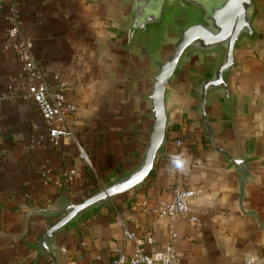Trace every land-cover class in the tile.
I'll list each match as a JSON object with an SVG mask.
<instances>
[{
    "label": "crops",
    "instance_id": "obj_1",
    "mask_svg": "<svg viewBox=\"0 0 264 264\" xmlns=\"http://www.w3.org/2000/svg\"><path fill=\"white\" fill-rule=\"evenodd\" d=\"M15 1L23 35L34 41L37 63L49 84L54 89L63 82L69 85L66 96L78 106L73 129L97 172L81 161L75 141L54 147L35 106L20 97L27 80L15 55L5 49L12 1L0 0V97L16 96L0 101V264H52L37 257L38 243L58 218H28V212L55 209L64 195L79 203L99 191L142 154L150 123L138 97L125 95L113 76L107 48L114 34L109 0ZM258 1L264 8V0ZM239 64L234 78L236 118L231 127L220 130V143L231 154L247 158L251 178L244 207L264 226V46L241 52ZM177 98L171 104L167 151L146 185L110 200L63 232V264H113L121 252L129 257L135 244L124 239L123 227L138 236L151 231L154 244L148 251L165 249L171 221L144 214L142 205L147 202L152 208L172 200L177 188L201 190L189 201L198 223L182 218L174 222V247L187 264H264V229L240 210L235 170L211 150L207 135L187 110L185 94ZM224 122L216 118L217 124ZM73 168L81 172L79 181L58 186L61 174Z\"/></svg>",
    "mask_w": 264,
    "mask_h": 264
},
{
    "label": "water",
    "instance_id": "obj_2",
    "mask_svg": "<svg viewBox=\"0 0 264 264\" xmlns=\"http://www.w3.org/2000/svg\"><path fill=\"white\" fill-rule=\"evenodd\" d=\"M114 34L107 48L113 76L125 95H135L146 109L149 139L142 154L103 188L82 202L62 196L55 209H34L56 219L39 239L37 257L63 264L60 236L77 221L95 214L110 200L141 190L168 148L171 104L178 95L207 135L211 150L235 170L239 207L264 229L257 214L244 207L251 178L245 156L220 143V130L231 127L237 111L234 92L239 55L264 46V8L258 0H109ZM216 118L227 120L216 123Z\"/></svg>",
    "mask_w": 264,
    "mask_h": 264
},
{
    "label": "built area",
    "instance_id": "obj_3",
    "mask_svg": "<svg viewBox=\"0 0 264 264\" xmlns=\"http://www.w3.org/2000/svg\"><path fill=\"white\" fill-rule=\"evenodd\" d=\"M11 1L10 15L7 20L8 26L4 31L7 40L5 49L15 55L21 65L22 75L27 80L26 90L20 97L35 106L48 129V137L51 144L54 147H58L64 140L75 141L79 158L97 175L89 153L80 144L73 129V124L78 118V106L75 101L69 100L66 96V90L69 85L63 82L56 89L51 87L44 71L37 63L34 41L23 35L21 15L16 1ZM2 4L0 3V10L3 8ZM9 89L12 92L15 90L13 83ZM14 97H16L14 94L9 97L2 96L0 101ZM182 145L183 142L181 140L177 141V147L180 148ZM175 168L177 174L181 175L182 168L179 159L175 162ZM48 174L49 172L44 173L43 177L47 178ZM80 177L81 172L78 168L65 171L59 178L58 186L75 184ZM200 193L201 190L177 188L172 200L162 202L156 207L151 208L147 205V202H144L142 205L144 214L171 221L170 243L163 250L148 251L147 247L154 244V237L151 231H147L143 236H138L137 233L123 227L124 239L133 241L135 250L129 257L124 252H121L113 264H187L178 255L174 247L177 239L174 222L176 219L182 218L198 223V218L191 214L189 201ZM251 262L248 261L247 263L250 264Z\"/></svg>",
    "mask_w": 264,
    "mask_h": 264
},
{
    "label": "trees",
    "instance_id": "obj_4",
    "mask_svg": "<svg viewBox=\"0 0 264 264\" xmlns=\"http://www.w3.org/2000/svg\"><path fill=\"white\" fill-rule=\"evenodd\" d=\"M55 221H58V219H56Z\"/></svg>",
    "mask_w": 264,
    "mask_h": 264
}]
</instances>
